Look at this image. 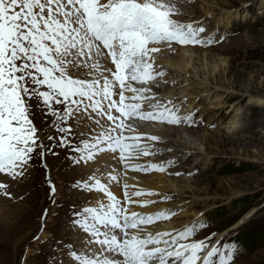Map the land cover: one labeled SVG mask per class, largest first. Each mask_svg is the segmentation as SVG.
Wrapping results in <instances>:
<instances>
[{"label":"snow or ice","instance_id":"snow-or-ice-1","mask_svg":"<svg viewBox=\"0 0 264 264\" xmlns=\"http://www.w3.org/2000/svg\"><path fill=\"white\" fill-rule=\"evenodd\" d=\"M182 3L0 0V174L19 181L35 161L45 168L50 205L41 216V231L50 217L59 219L62 237L50 264H234L243 254L239 242L221 246L219 239L214 241L215 232L192 239L211 226L203 215L175 233L148 230L177 210H134L155 205L157 200L140 198L159 194L124 179L129 170L165 173L178 163V158L144 159L172 149L158 147L155 142L165 143L163 138L141 132L142 125L202 123L195 112L183 114L163 96L167 89L162 85L176 81L157 63L156 54L175 52L173 45H211L225 37L202 39L204 26L180 22L175 17ZM61 152L69 168L105 156L115 161V167L102 164L71 184V189L100 195L95 205H70L63 217L46 160ZM193 174L198 170L188 173ZM8 189V183L0 182V192L12 198Z\"/></svg>","mask_w":264,"mask_h":264},{"label":"rangeland","instance_id":"rangeland-1","mask_svg":"<svg viewBox=\"0 0 264 264\" xmlns=\"http://www.w3.org/2000/svg\"><path fill=\"white\" fill-rule=\"evenodd\" d=\"M178 6L177 19H201L206 28L214 27L217 40L225 38L210 47L183 48L188 50L183 52V66L174 63L173 56L182 55H178L179 47H174V53L162 49L163 55L170 57L158 56L157 60H162L159 63L176 81L175 85H162L167 89L163 95L174 104L186 96L191 100L187 109L196 102L195 119L202 123L196 127L160 124L153 129L147 123L142 125V129L163 136L166 146L161 148L172 149L163 158L182 160L178 169L184 174L139 175L159 180L162 195H171L172 199L160 205L181 209L180 217L173 220L175 226L197 221L202 214L211 226L201 234L235 225L224 235V241L242 243L243 254L234 264H264V0H183ZM238 110L240 126L230 131ZM204 119L217 126L205 127ZM48 163L59 186L57 202L63 207L58 211L63 217L69 204L82 203L81 197L88 196L70 190L87 168H69L63 152L59 158L48 156ZM189 170H198V174L188 175ZM32 174L22 189L14 185L16 198L2 196L0 200V264H50L49 257L55 255L53 243L41 241L61 239L59 219L50 217L41 231V216L50 205L49 191L44 184L45 170L36 167ZM230 235H236L237 241ZM37 236L39 239H34Z\"/></svg>","mask_w":264,"mask_h":264},{"label":"bare ground","instance_id":"bare-ground-1","mask_svg":"<svg viewBox=\"0 0 264 264\" xmlns=\"http://www.w3.org/2000/svg\"><path fill=\"white\" fill-rule=\"evenodd\" d=\"M185 50H187V49H183V48H177V51L179 52V54L178 55H181V53H182V55L179 57V56H177V55H174L173 56V54H172V56L174 57V59H175V62L174 63H176L177 65H184V63H183V60H184V54H183V52L185 51ZM168 52H169V50H167ZM188 51V50H187ZM177 52V53H178ZM162 53V52H161ZM161 53L160 54H156V57H158L159 56V59H160V57L161 56H166L167 58H169L170 57V55H163V53H162V55H161ZM174 53V52H173ZM186 55V54H185ZM171 56V57H172ZM187 56V55H186ZM189 58V57H188ZM169 60V59H168ZM158 62H160V61H162V60H157ZM167 61V60H166ZM190 62V61H189ZM172 63V62H171ZM185 66H186V64H185ZM184 69V68H183ZM196 82H198V81H196ZM176 87V86H175ZM174 87V88H175ZM172 89V88H171ZM184 93V92H183ZM168 95V94H167ZM165 97V96H164ZM178 103V102H177ZM192 104V103H191ZM191 106V105H190ZM181 107V106H180ZM183 107H185V106H183ZM236 120V119H235ZM235 120H233V122H235ZM232 123V122H231ZM239 124H240V119H239ZM146 126H148L149 128H160V124H156V125H154V124H152V123H147L146 124ZM144 129H146V128H141L140 127V130H141V132H148V131H146V130H144ZM149 133H152V132H149ZM185 154V153H184ZM187 156V155H186ZM109 163H111L114 167H115V161H112V160H109L108 159V157H104L101 161H98V162H96V163H90V165H88V168H87V170L86 171H84V172H88L89 174L93 171V169L95 168V167H100V166H102V164H109ZM84 168V167H83ZM82 168V169H83ZM157 176V175H156ZM162 176V175H161ZM141 178H142V180L143 181H140L141 180ZM124 179H126L127 180V182L128 183H130V184H132V183H134V184H140V185H145L147 188H152V189H154V190H156V191H162L163 190V188H160L159 187V183L160 182H158L159 180H155V179H153V177L152 178H149V179H147L146 177H143V176H140L139 175V173H133V172H130V171H128L127 172V175H126V177H124ZM160 185H161V183H160ZM163 187V186H162ZM24 193H26V192H24ZM115 193L118 195V197H120V195H121V188H119V187H117L116 189H115ZM96 195H100V194H96ZM26 197H28V196H24V198H26ZM149 197V196H148ZM2 199V196L0 197V200ZM26 200V199H25ZM25 202H27V201H25ZM134 210H136V211H141L142 210V208H138V207H135L134 208ZM28 217V216H27ZM162 224L163 223H161V222H156V224H155V227H156V231L158 230V229H160V227L162 226ZM171 226V225H170ZM235 225H232V227H229V228H227L226 230H230L231 228H233ZM237 226V225H236ZM163 228V227H162ZM164 228H165V225H164ZM154 230L155 229H153L152 230V232H154ZM155 233V232H154ZM44 235H46L45 233H43Z\"/></svg>","mask_w":264,"mask_h":264},{"label":"clouds","instance_id":"clouds-1","mask_svg":"<svg viewBox=\"0 0 264 264\" xmlns=\"http://www.w3.org/2000/svg\"><path fill=\"white\" fill-rule=\"evenodd\" d=\"M252 101L250 100V103H251ZM262 102H264V101H262ZM240 125H239V110H238V112H237V114H236V120H235V122H232L231 123V127H230V131L231 130H235L236 128H238Z\"/></svg>","mask_w":264,"mask_h":264}]
</instances>
